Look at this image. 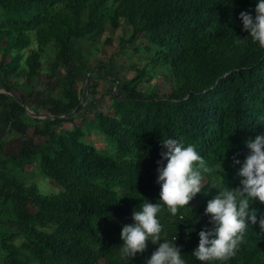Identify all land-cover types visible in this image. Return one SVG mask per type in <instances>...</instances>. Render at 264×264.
Segmentation results:
<instances>
[{
	"label": "trees",
	"instance_id": "trees-1",
	"mask_svg": "<svg viewBox=\"0 0 264 264\" xmlns=\"http://www.w3.org/2000/svg\"><path fill=\"white\" fill-rule=\"evenodd\" d=\"M257 2L0 0V86L37 114L66 116L75 109L68 118L33 117L0 92L3 121L19 120L43 138L21 141L16 152L0 140V264H146L159 245L148 241L145 252L122 259L121 231L145 200L161 203L157 161L168 138L193 145L214 168L187 207L173 216L162 206L157 216L161 242L180 247L186 264H202L192 252L199 232L213 227L204 214L207 201L217 185L239 186L241 165L232 158L242 163L246 141L264 134V49L239 18L242 11L254 16ZM122 21L130 35L120 39L119 51L131 57L141 48L129 44L143 38L146 62L132 63L134 74L119 79L113 55L91 54L105 29ZM239 38L245 43L236 44ZM47 51V81L56 77L61 92L51 102L41 101L33 86ZM158 74L165 90L139 88ZM94 78L110 81L105 93L113 111L93 110L91 126L83 127L74 120L86 86L88 95L97 92ZM91 129L109 139L106 150L85 140ZM34 164L61 190L43 194L28 181L25 168ZM251 208L264 215V204L252 201ZM208 264H264V233L249 224L235 257Z\"/></svg>",
	"mask_w": 264,
	"mask_h": 264
},
{
	"label": "clouds",
	"instance_id": "clouds-1",
	"mask_svg": "<svg viewBox=\"0 0 264 264\" xmlns=\"http://www.w3.org/2000/svg\"><path fill=\"white\" fill-rule=\"evenodd\" d=\"M254 12L253 16L242 11L239 18L252 43L264 49V0H258ZM245 41L246 38H239L235 43ZM162 146L166 151L160 153L161 160L157 161L156 181L160 185L161 203L145 200L139 211H133L134 223L122 227L120 256L125 260L134 258L137 253L145 252L147 242L151 241L159 246L146 264H186L180 247L168 241L161 242L162 225L157 216L162 206L173 216L187 207L201 192L204 174L212 173L214 168L208 166L191 144L185 146L181 140L168 138L162 141ZM246 146L249 153L242 163L235 155L232 158L234 165H241L239 186L217 185L218 194L207 201L204 214L210 217L213 227L199 232L198 247L192 252L202 264L235 257L249 224L258 225L260 233H264V215L258 217L257 210L251 208L252 201L264 204V134L247 140Z\"/></svg>",
	"mask_w": 264,
	"mask_h": 264
},
{
	"label": "rangeland",
	"instance_id": "rangeland-1",
	"mask_svg": "<svg viewBox=\"0 0 264 264\" xmlns=\"http://www.w3.org/2000/svg\"><path fill=\"white\" fill-rule=\"evenodd\" d=\"M130 35V27L127 26V24L122 21L119 28L113 29L110 27H107L105 31L100 35L97 46H101L98 50L92 51V57L94 59L99 58H105L109 57L110 55L114 56V66L113 71L115 72V77L119 79L129 78L134 74L133 69L131 68L132 63H145L146 62V54L143 51L142 47L145 44L144 39L139 38L136 40L133 44L129 45H139L141 50L140 52L132 55L131 57H126L124 54H122L119 51V41L122 38H128ZM106 38L111 39V43H105ZM118 51L120 53H118ZM49 52L47 51L46 54L43 56V65H42V71H41V77L33 79V86L35 91L38 93V97L41 101H47L51 102L54 101L58 97H61V92L59 87H55L56 84V77L53 78L54 82L48 83L47 79L51 75V69L47 67V63L50 60L48 57ZM94 63V62H93ZM151 72V71H149ZM89 79V74L86 76ZM85 78V81H86ZM93 81H96L98 83L97 85V92L94 95L89 94L88 95V89L87 86L84 89V100H83V108L80 112V116L76 117L74 122L78 123L79 125L85 127V126H91L93 117L91 115L92 111L95 110H102L106 113L112 112L113 108L110 105V101L108 100L109 96L105 93L106 87H110L111 83L110 81L106 79L101 78H94ZM167 83L162 80L161 75H157L154 77L150 82H144L139 85V88L142 90H153L160 88L162 90H165ZM116 88H112V91L114 92ZM41 112H45L41 108ZM28 115H30L28 113ZM31 116V115H30ZM2 115L0 113V140L3 141L4 147L7 151L16 152L20 142H31L32 141H43V138L41 137H33L32 130L30 127H26L24 124H22L19 120H16L12 123H6L2 119ZM26 121H29L26 119ZM73 124V123H72ZM72 124L70 122H64L60 125L62 127H71ZM89 126V127H90ZM85 140L96 146L97 148L101 149H107L108 146V140L106 137L99 134L94 129H91L90 132L86 135ZM25 171L28 173V181H33L39 191L43 194H49V193H56L61 190V186L57 185L52 180L44 177L42 174L39 173V170H37L36 165L27 166L25 168ZM205 182V179L203 180V183ZM40 226V224H38Z\"/></svg>",
	"mask_w": 264,
	"mask_h": 264
},
{
	"label": "water",
	"instance_id": "water-1",
	"mask_svg": "<svg viewBox=\"0 0 264 264\" xmlns=\"http://www.w3.org/2000/svg\"><path fill=\"white\" fill-rule=\"evenodd\" d=\"M86 83H88V77L86 78ZM0 92H3V93H7V94H10L12 95L14 98H16L25 108L26 112L29 113L31 116L33 117H38V118H44V117H51V118H68L70 117L74 112H75V109L70 112L68 115L66 116H52V115H49V114H37V113H34L32 110L28 109V107L23 103V101L21 100V98L13 91H7L4 87L0 86Z\"/></svg>",
	"mask_w": 264,
	"mask_h": 264
}]
</instances>
